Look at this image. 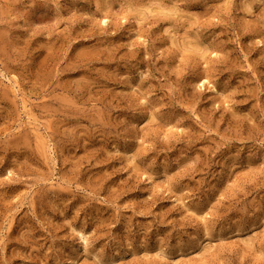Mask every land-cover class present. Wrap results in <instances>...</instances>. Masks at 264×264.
<instances>
[{
  "label": "rangeland",
  "instance_id": "obj_1",
  "mask_svg": "<svg viewBox=\"0 0 264 264\" xmlns=\"http://www.w3.org/2000/svg\"><path fill=\"white\" fill-rule=\"evenodd\" d=\"M0 264H264V0H0Z\"/></svg>",
  "mask_w": 264,
  "mask_h": 264
}]
</instances>
